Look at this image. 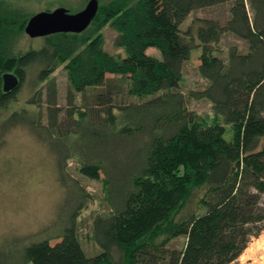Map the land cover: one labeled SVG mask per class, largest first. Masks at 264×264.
I'll use <instances>...</instances> for the list:
<instances>
[{
  "label": "trees",
  "instance_id": "16d2710c",
  "mask_svg": "<svg viewBox=\"0 0 264 264\" xmlns=\"http://www.w3.org/2000/svg\"><path fill=\"white\" fill-rule=\"evenodd\" d=\"M224 2L230 3L224 22L198 17L181 30L174 18ZM19 12L0 6V146L5 129L26 126L45 141L59 180L76 186L71 190L77 189L79 201L60 232L22 240L12 263L239 264L237 258L264 225V0L99 4L89 23L96 24L95 34L89 25L78 33H51L21 53L12 38L24 31L28 18L19 19ZM107 22L121 56L102 46L97 31ZM226 31L244 41L245 51L231 44L224 58L214 53ZM196 46V69L206 85L190 96L210 102L216 118L209 123L196 122L178 90L183 63ZM148 47L158 56L148 54ZM61 64L68 79L64 110L50 76ZM7 71L19 84L4 91ZM107 74L119 75L126 93L136 99L116 104L114 96L123 88ZM23 84L32 95L16 105ZM96 87L91 100L84 99L82 110L75 111L74 94L85 97L87 88ZM126 149L130 161L118 167ZM74 157L81 173L101 181L111 204L109 213L93 217L100 249L93 255L84 252L75 233L82 192L74 180L70 184L66 171L67 159ZM198 189H203L198 206L204 210L174 222V214ZM178 235L185 237L183 247L171 249L167 257L149 252V246L160 251Z\"/></svg>",
  "mask_w": 264,
  "mask_h": 264
},
{
  "label": "rangeland",
  "instance_id": "374dc122",
  "mask_svg": "<svg viewBox=\"0 0 264 264\" xmlns=\"http://www.w3.org/2000/svg\"><path fill=\"white\" fill-rule=\"evenodd\" d=\"M133 0H98L99 4L131 3ZM87 0H0V6L12 10H19L20 18H28L31 14L44 9H53L57 6L66 7L70 12H75L84 7ZM229 2L214 4L196 8L181 14L175 13V19L181 30L185 29L194 18H216L224 22L229 17ZM96 24H90L88 31L95 34ZM101 34L102 46L105 50L116 56L123 55L121 47L112 44L114 30L109 22L102 25L97 31ZM14 38V39H13ZM12 41L15 43L17 53L28 50L31 46H38L42 42L40 37H28L22 30L15 35ZM197 42V41H196ZM13 44V42H11ZM237 44L241 51H245L246 44L230 32H225L221 40L216 44L214 53L224 58L227 46ZM146 52L158 56V50L148 47ZM200 47L192 49L190 57L183 63L182 78L178 90L182 92L186 107L193 111L196 122L209 123L216 118L211 104L206 99H194L191 91L199 90L206 85V80L199 76L196 69V57ZM57 84V105L64 110L68 105L66 92L68 79L63 64L58 65L50 74ZM108 80L116 84L121 91L115 94L116 104L136 99L126 93L127 84L119 75L107 74ZM96 88H87L86 95L80 92L74 94L73 108L75 111L83 108L84 99L91 100ZM32 89L28 84H23L17 92L18 104H23L31 98ZM41 121L45 122L46 114L44 105L41 108ZM87 128L83 129L86 131ZM228 132V131H227ZM226 137L229 134H225ZM0 146V264H14L16 255L13 253L21 241H29L42 236L58 233L62 230L64 220L69 216L72 206L79 201L77 189L72 191V186L62 183L57 175L53 153L43 144L45 141L38 139L26 126L13 125L3 131ZM89 144H94L90 140ZM120 144H124L120 143ZM131 152L126 149L117 158L118 167L130 161ZM66 171L69 174L70 184L76 183L82 192V204L74 219L76 237L82 249L87 255L98 252L99 246L94 241L92 220L96 214H106L111 211V204L107 191L102 187L101 181L91 178L79 171V162L74 158L67 159ZM100 176H102L100 174ZM73 185V184H72ZM203 194V189L193 192L185 205L174 214L173 221H181L192 213L204 210L198 206V200ZM264 205V196L261 198ZM264 224V222H263ZM159 237L155 239L158 242ZM25 239V240H24ZM185 242L183 235L170 238L160 247V251L150 248L157 257H167L173 248H182ZM147 256V255H145ZM239 264H264V225L258 236H252L237 258ZM114 264H119L114 262ZM125 264V263H120Z\"/></svg>",
  "mask_w": 264,
  "mask_h": 264
},
{
  "label": "water",
  "instance_id": "95a60500",
  "mask_svg": "<svg viewBox=\"0 0 264 264\" xmlns=\"http://www.w3.org/2000/svg\"><path fill=\"white\" fill-rule=\"evenodd\" d=\"M98 5V0H87L84 7L75 12H70L63 6L39 10L28 17L24 32L30 38L56 32H81L94 18ZM18 84L19 79L13 72L7 71L2 74L4 91L14 89Z\"/></svg>",
  "mask_w": 264,
  "mask_h": 264
}]
</instances>
